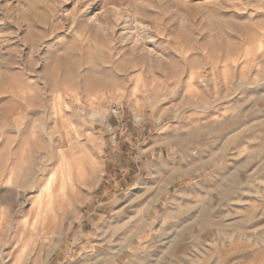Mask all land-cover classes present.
Here are the masks:
<instances>
[{
	"label": "rangeland",
	"instance_id": "obj_1",
	"mask_svg": "<svg viewBox=\"0 0 264 264\" xmlns=\"http://www.w3.org/2000/svg\"><path fill=\"white\" fill-rule=\"evenodd\" d=\"M0 264H264V0H0Z\"/></svg>",
	"mask_w": 264,
	"mask_h": 264
},
{
	"label": "bare ground",
	"instance_id": "obj_2",
	"mask_svg": "<svg viewBox=\"0 0 264 264\" xmlns=\"http://www.w3.org/2000/svg\"><path fill=\"white\" fill-rule=\"evenodd\" d=\"M64 154H65V156L67 155L65 152H61V155H63L62 157H64ZM66 170H68V172L71 170V165H68L66 168H65V170L64 171H66ZM62 173L64 174V172L62 171ZM35 176V175H34ZM61 176H63V175H61ZM67 176V175H66ZM64 177H65V175H64ZM53 174H51L49 177H48V179H46V182L44 183V185H46V188H45V190L47 189V187H48V185L50 184V182H52V180H53ZM67 178V177H66ZM65 178V179H66ZM62 179H63V177H62ZM61 179V181H63ZM33 182V181H32ZM64 182V181H63ZM62 184V183H61ZM48 193H49V191H48ZM48 193H45V191L43 190V189H40V191H39V193L36 195V197H35V201L33 202V204L32 205H38V207L39 208H41V206L43 205V203H50V202H52L51 200H50V196H51V194H53L52 193V191H50V195L48 194ZM17 194V193H16ZM19 195V194H18ZM52 197V196H51ZM20 198H22L21 197V195H20ZM17 199H18V197H17ZM50 200V201H49ZM34 205V206H35ZM48 205H50V204H48ZM51 205H52V203H51ZM48 207V206H47ZM45 208H46V206H45ZM45 219V218H44Z\"/></svg>",
	"mask_w": 264,
	"mask_h": 264
}]
</instances>
